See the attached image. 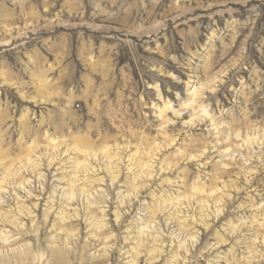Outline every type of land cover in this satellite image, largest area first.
Instances as JSON below:
<instances>
[{"label":"rangeland","instance_id":"rangeland-1","mask_svg":"<svg viewBox=\"0 0 264 264\" xmlns=\"http://www.w3.org/2000/svg\"><path fill=\"white\" fill-rule=\"evenodd\" d=\"M0 179V264H264V0H0Z\"/></svg>","mask_w":264,"mask_h":264},{"label":"bare ground","instance_id":"bare-ground-1","mask_svg":"<svg viewBox=\"0 0 264 264\" xmlns=\"http://www.w3.org/2000/svg\"><path fill=\"white\" fill-rule=\"evenodd\" d=\"M167 108H168V105L165 104L164 107H163V109L161 111L162 112H165L167 110ZM204 113H206V111H204ZM3 183H4V180L0 179V188H1V186H2Z\"/></svg>","mask_w":264,"mask_h":264}]
</instances>
